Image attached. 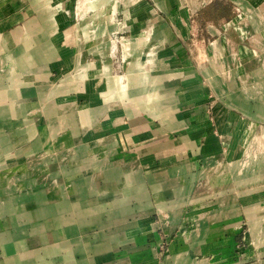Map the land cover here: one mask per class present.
<instances>
[{
	"label": "crops",
	"instance_id": "1",
	"mask_svg": "<svg viewBox=\"0 0 264 264\" xmlns=\"http://www.w3.org/2000/svg\"><path fill=\"white\" fill-rule=\"evenodd\" d=\"M93 1L0 0L3 264H264V0Z\"/></svg>",
	"mask_w": 264,
	"mask_h": 264
},
{
	"label": "rangeland",
	"instance_id": "2",
	"mask_svg": "<svg viewBox=\"0 0 264 264\" xmlns=\"http://www.w3.org/2000/svg\"><path fill=\"white\" fill-rule=\"evenodd\" d=\"M108 2V1H110V0H96V2L95 1H93V3H96L97 5H99V4H101V3H105V2ZM109 3V2H108ZM107 3V4H108ZM106 4V3H105ZM112 6V5H111ZM113 9V8H112ZM211 15V13H210V11H207L204 15H201L200 17H199V21L200 22H203V21H208V20H215V21H218V20H220V19H217V18H214L213 19V17H211L210 16ZM107 16H111V15H107ZM97 22L95 23V24H93V29H87L89 32H90V36H91V38L92 37H95V30L94 29H96L97 31H102L104 28H105V25H107V22H106V17L104 18V17H101L100 19H98V20H96ZM89 22V21H88ZM97 33V32H96ZM116 35H114V37H115ZM116 38H118L119 39V41H122V39H123V36H118L117 35V37ZM109 40H110V38H109ZM118 52H117V57H119L120 58V63H124V59H123V56H122V47H121V43L120 44H118V50H117ZM201 51V50H200ZM203 65H205L204 63H203ZM206 66V65H205ZM128 79V83H130V81H131V77H127ZM133 79H135V78H133ZM7 127H8V125H7ZM30 158V157H29ZM3 159H5L4 157H3ZM26 159H28V157H25V156H22V157H18V160H17V162H10L9 160H8V158H7V160H5V161H3V162H1L0 163V165H1V167H3V169H4V171L5 172H3L4 174L2 175V172H1V170H0V179L1 180H3V184H1L2 186H0V189L1 190H4L5 192H8V193H11V189L9 188V186H5V185H7V184H9V183H11V184H14L15 183V181L16 180H19L18 181V183H20V184H22V183H24V181H25V171L24 170H20V171H18V172H16V173H11L10 174V172H7L5 169H7L8 167H10V165H12V169H13V167H14V164H17L16 166L17 167H19V166H21V165H24V163H25V161H26ZM245 159H248V157H245ZM252 158H250V160H251ZM247 162V160H245L244 161V163H246ZM251 162V161H250ZM241 166H243V164L241 163L240 164ZM0 167V168H1ZM244 171V170H243ZM243 173V172H242ZM253 179V178H252ZM2 187V188H1ZM20 191L22 192H24V190H26L27 191V188H25V187H23V188H21L20 187ZM6 197H8L7 195H3L2 196V199H1V201H0V212H2V211H5V209H6V206H5V203L3 202V200H5V198ZM38 208H39V205L37 204V202L36 201H34V202H32V203H28L27 204V212H30V211H33L34 212V220H33V226H35V225H41L42 224V222H40L39 220H38V218H37V214H35V211H37L38 210ZM13 211H14V208H13ZM6 212H7V210H6ZM21 213H23V214H26V212H22V211H20V213L19 214H21ZM0 214H2V213H0ZM15 224V223H14ZM14 224H12V223H10L9 222V218L7 219L6 217H2V218H0V226H1V229L3 230V232H4V236H7V243H9L10 242V240H13V234L12 233H10L9 234V231L11 232L13 229H14ZM39 227H41V226H39ZM45 227V226H44ZM243 230L241 231V235L239 236V239L236 241V248H235V258H234V261H241L242 260V262L244 261V262H247V264H253V263H256V262H258L259 260H258V255H257V252L255 251L254 253L255 254H253L254 256H253V258H250V259H248V260H246L245 261V259H246V257H245V253H244V251H242L241 250V252H239V251H236L237 249H245V250H249L250 248H249V244H248V242L246 241V233H247V231H248V225H247V223H246V221L244 220V226H243ZM35 229V228H34ZM34 229H32V230H34ZM49 231H51V230H49ZM31 232V231H30ZM30 232L28 233V234H30ZM6 233H8V234H6ZM27 234V235H28ZM2 235V234H1ZM18 236H21V235H16V237H18ZM22 237V236H21ZM1 238H3V235L2 236H0V264H3V260H4V258L6 257V255H7V250H5L4 252H3V245H6L7 243H3L2 241H1ZM10 239V240H9ZM15 239V238H14ZM18 240V239H17ZM23 241V238L19 241H13L14 243H19V242H22ZM49 241H52V239L50 238L49 239ZM2 248V249H1ZM10 252H11V250H9ZM66 252V251H65ZM67 253V252H66ZM23 255V254H22ZM5 256V257H4ZM10 258H17L18 259V256L15 254H11L9 257H7V259H10ZM263 259H264V257H263ZM21 261L23 262V263H25L26 262V260H25V256H22L21 257ZM20 262V261H19Z\"/></svg>",
	"mask_w": 264,
	"mask_h": 264
},
{
	"label": "trees",
	"instance_id": "3",
	"mask_svg": "<svg viewBox=\"0 0 264 264\" xmlns=\"http://www.w3.org/2000/svg\"><path fill=\"white\" fill-rule=\"evenodd\" d=\"M207 11H210L211 17L221 19L227 17L230 13V6L222 3H214Z\"/></svg>",
	"mask_w": 264,
	"mask_h": 264
},
{
	"label": "bare ground",
	"instance_id": "4",
	"mask_svg": "<svg viewBox=\"0 0 264 264\" xmlns=\"http://www.w3.org/2000/svg\"><path fill=\"white\" fill-rule=\"evenodd\" d=\"M115 48H116V47H115ZM65 142H67V141H65ZM63 144H64V143H63ZM65 207H67V208H68V207H69V205H66ZM79 223H80V221H79ZM82 223H83V222H82ZM72 232H73V231H72ZM72 232H71V233H72ZM183 257H184L183 255H182V256H179V257L177 258V260H179V261H181V262H182V261H183V259H184Z\"/></svg>",
	"mask_w": 264,
	"mask_h": 264
},
{
	"label": "built area",
	"instance_id": "5",
	"mask_svg": "<svg viewBox=\"0 0 264 264\" xmlns=\"http://www.w3.org/2000/svg\"><path fill=\"white\" fill-rule=\"evenodd\" d=\"M117 50H118V49H117ZM117 50H116V55H117V52H118ZM116 55H115V56H116Z\"/></svg>",
	"mask_w": 264,
	"mask_h": 264
}]
</instances>
